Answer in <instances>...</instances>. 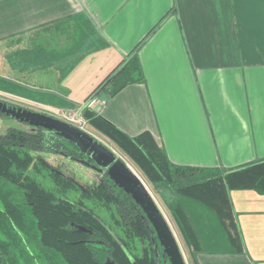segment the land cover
Wrapping results in <instances>:
<instances>
[{"label":"crops","instance_id":"1","mask_svg":"<svg viewBox=\"0 0 264 264\" xmlns=\"http://www.w3.org/2000/svg\"><path fill=\"white\" fill-rule=\"evenodd\" d=\"M133 54L142 79L104 92ZM101 85L106 104L89 110L129 137L149 132L173 164L228 171L264 159V0H0L1 100L80 112ZM229 197L234 243L186 210L196 262L264 264V193Z\"/></svg>","mask_w":264,"mask_h":264},{"label":"trees","instance_id":"2","mask_svg":"<svg viewBox=\"0 0 264 264\" xmlns=\"http://www.w3.org/2000/svg\"><path fill=\"white\" fill-rule=\"evenodd\" d=\"M121 64L107 82L109 95L142 79L134 54ZM81 114L88 125L111 139L143 172L165 203L193 264H198L195 254L201 243L181 197L209 207L228 239L235 242L238 236L229 191L253 189L264 193V159L228 171L176 165L167 159L149 132L129 137L89 109H83ZM40 151L76 162L85 156L74 144L41 127H8L0 133V178L20 191L21 202L29 206L36 224V243L47 257L53 254L62 264H170L139 205L106 173H99V179L88 185H79L59 165L45 163L32 153ZM38 173L44 175L49 185L36 179ZM72 192L78 194L70 197ZM10 193L8 189L0 190L4 207H0V213L9 225L10 217L20 221L18 204L11 202ZM83 198L102 206L106 215L94 211ZM13 246L0 239V264H18Z\"/></svg>","mask_w":264,"mask_h":264},{"label":"rangeland","instance_id":"3","mask_svg":"<svg viewBox=\"0 0 264 264\" xmlns=\"http://www.w3.org/2000/svg\"><path fill=\"white\" fill-rule=\"evenodd\" d=\"M108 89L109 86L105 88L104 92L107 91ZM0 97L4 98L1 95ZM3 100H6L7 102L12 103L13 105H20V106L25 105V104L22 105L20 102H17L15 99H8L5 97V99ZM40 112L63 119L64 115L69 111L45 110ZM8 127H15L18 129H25V130L32 128L27 124L19 122L13 118L0 116V133L4 132L5 129H7ZM84 130L92 134L97 140H99L109 149L114 151V153L119 158H121L139 176V178L147 187L151 196L159 206L160 210L164 214L165 218L167 219L172 231L176 236L180 250L184 256L183 250L185 248L180 233L165 203L163 202L161 197L155 192L152 185L145 177L143 172L140 170V168L107 136L96 131L95 129H92L90 125H87L86 123L84 125ZM32 153L36 156H39L41 160L44 161L45 163L51 165H59L62 172L68 176H71L74 179V181L77 182L79 185L80 184L88 185L89 183H91L96 179H99L100 177L99 172L95 171L94 169L89 168L88 166L76 162L72 159L63 157L59 154H55L49 151H40V152H32ZM43 176L44 175H41L40 173L35 175L36 179L41 181L42 184L49 185L48 180ZM7 189L11 190L9 196L11 202L18 204L16 205L17 206L16 208L18 209L19 212L20 221L17 220V218L10 217L11 225H9L7 223L8 219L3 214L0 213V239L6 240L11 245L12 243L14 244L11 250L14 252L15 256L17 257L18 264H57L60 258L55 259L53 254H51V256H53L52 258L51 256L47 257L46 254L43 251H41L40 248L38 247L36 243L37 232H36L35 219L29 211V206L21 202L20 191L13 188L10 183L0 178V190L6 192ZM76 194H78V192H72L69 194V196L72 197L75 196ZM181 199L183 205L185 206V209L188 211L189 215L194 220V222L197 223V225H199V220L203 218H205L204 221H208L210 223L212 222L217 223V219L214 213L212 212V210L189 198L181 197ZM83 200L87 205H90L94 209V211L99 213L101 216L106 215V212L103 210L102 206L94 204L92 201L86 198H83ZM0 207L2 209L4 208L3 204L1 203V199H0ZM58 264H62V263L59 262Z\"/></svg>","mask_w":264,"mask_h":264},{"label":"water","instance_id":"4","mask_svg":"<svg viewBox=\"0 0 264 264\" xmlns=\"http://www.w3.org/2000/svg\"><path fill=\"white\" fill-rule=\"evenodd\" d=\"M121 66L122 64L113 71L110 77L106 79V83ZM102 86L103 85H101L92 97L82 104L80 112L86 108L89 101L100 92ZM0 113L6 117L25 123L32 128L41 127L54 131L67 142L74 144L78 152L86 157L85 160L76 159L78 162L99 173H106L115 185L129 194L134 202L139 205L151 224L169 263L186 264L174 232L147 187L139 176L119 158L114 151L109 149L86 130L49 114L34 111L23 106L13 105L1 99Z\"/></svg>","mask_w":264,"mask_h":264},{"label":"built area","instance_id":"5","mask_svg":"<svg viewBox=\"0 0 264 264\" xmlns=\"http://www.w3.org/2000/svg\"><path fill=\"white\" fill-rule=\"evenodd\" d=\"M92 95L90 97H92ZM105 104H106V99L96 95L89 101L87 107L84 109H91L97 113L105 106ZM62 120L70 124H73L81 129H84V125L86 123L85 119L82 117L81 112L79 111L67 112Z\"/></svg>","mask_w":264,"mask_h":264},{"label":"flooded vegetation","instance_id":"6","mask_svg":"<svg viewBox=\"0 0 264 264\" xmlns=\"http://www.w3.org/2000/svg\"><path fill=\"white\" fill-rule=\"evenodd\" d=\"M84 159H86V157H85ZM89 168H90V167H89Z\"/></svg>","mask_w":264,"mask_h":264}]
</instances>
